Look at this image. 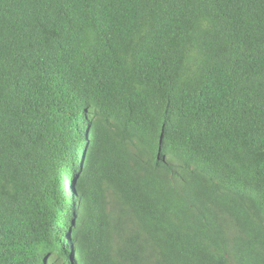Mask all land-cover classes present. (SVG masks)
Returning <instances> with one entry per match:
<instances>
[{"label":"trees","instance_id":"1","mask_svg":"<svg viewBox=\"0 0 264 264\" xmlns=\"http://www.w3.org/2000/svg\"><path fill=\"white\" fill-rule=\"evenodd\" d=\"M0 264H264V0H0Z\"/></svg>","mask_w":264,"mask_h":264},{"label":"rangeland","instance_id":"2","mask_svg":"<svg viewBox=\"0 0 264 264\" xmlns=\"http://www.w3.org/2000/svg\"><path fill=\"white\" fill-rule=\"evenodd\" d=\"M74 162H75V160H73ZM76 163H74V165H75ZM71 172L73 173V176H71V179H73L74 178V176L76 175V171H73V170H71Z\"/></svg>","mask_w":264,"mask_h":264}]
</instances>
